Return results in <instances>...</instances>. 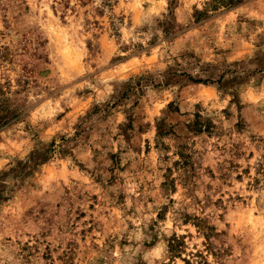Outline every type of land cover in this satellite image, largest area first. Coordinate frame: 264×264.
I'll list each match as a JSON object with an SVG mask.
<instances>
[{"label":"clouds","instance_id":"obj_1","mask_svg":"<svg viewBox=\"0 0 264 264\" xmlns=\"http://www.w3.org/2000/svg\"><path fill=\"white\" fill-rule=\"evenodd\" d=\"M0 264H264V0H0Z\"/></svg>","mask_w":264,"mask_h":264}]
</instances>
